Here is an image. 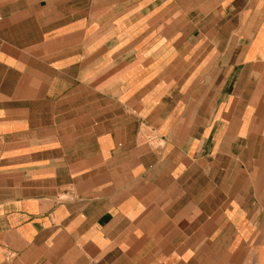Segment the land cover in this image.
Segmentation results:
<instances>
[{
  "label": "crops",
  "instance_id": "obj_1",
  "mask_svg": "<svg viewBox=\"0 0 264 264\" xmlns=\"http://www.w3.org/2000/svg\"><path fill=\"white\" fill-rule=\"evenodd\" d=\"M0 264H264V0H0Z\"/></svg>",
  "mask_w": 264,
  "mask_h": 264
}]
</instances>
